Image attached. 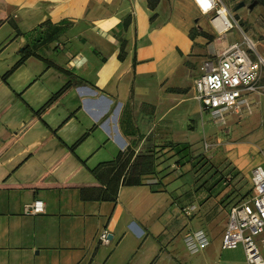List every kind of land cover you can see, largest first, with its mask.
Listing matches in <instances>:
<instances>
[{
    "label": "crops",
    "instance_id": "1",
    "mask_svg": "<svg viewBox=\"0 0 264 264\" xmlns=\"http://www.w3.org/2000/svg\"><path fill=\"white\" fill-rule=\"evenodd\" d=\"M168 2L152 12L148 0H0V264H173L166 182L98 177L132 149L128 105L155 107L144 99L154 78L192 48L177 24H159ZM36 201L44 214L28 215Z\"/></svg>",
    "mask_w": 264,
    "mask_h": 264
},
{
    "label": "rangeland",
    "instance_id": "2",
    "mask_svg": "<svg viewBox=\"0 0 264 264\" xmlns=\"http://www.w3.org/2000/svg\"><path fill=\"white\" fill-rule=\"evenodd\" d=\"M168 1L159 24L167 20L177 24L185 36L189 34L192 48L187 53L176 49L173 72L158 87L154 78L149 97L144 99L155 107L128 105L126 120L135 133L131 151H138L135 163L139 166L146 164L145 156L153 159L156 173L148 182L162 179L166 182L163 188L167 184L175 199L173 236L164 250L169 261L242 264L243 248L223 250L222 240L231 209L250 194L253 170L264 167V67L250 107L225 122L202 112L194 88L203 62L213 52H223L248 38L264 58V0H221L234 24L221 37L209 17L192 8L191 1ZM68 28L64 26L58 36ZM147 43L148 39L143 40L142 45ZM193 204L199 210L189 217L186 210ZM198 232L205 234L209 245L192 254L187 238Z\"/></svg>",
    "mask_w": 264,
    "mask_h": 264
},
{
    "label": "built area",
    "instance_id": "3",
    "mask_svg": "<svg viewBox=\"0 0 264 264\" xmlns=\"http://www.w3.org/2000/svg\"><path fill=\"white\" fill-rule=\"evenodd\" d=\"M203 17H209L210 25L218 36L234 29L228 13L223 17L221 0H191ZM211 59L203 62L201 75L196 79L195 97L202 112L210 113L216 122H225L229 116H239L250 107V98L259 92V82L264 58L257 53V46L248 38L234 43L223 52H213ZM252 188L247 199L234 206L222 240L223 250L242 247L245 260L242 264H264V167L252 172ZM197 205L189 206L186 215L198 211ZM43 201H36L27 214H44ZM110 232L99 235L103 246L110 244ZM191 253L207 248L209 241L203 232L187 238ZM222 264V263H221Z\"/></svg>",
    "mask_w": 264,
    "mask_h": 264
},
{
    "label": "trees",
    "instance_id": "4",
    "mask_svg": "<svg viewBox=\"0 0 264 264\" xmlns=\"http://www.w3.org/2000/svg\"><path fill=\"white\" fill-rule=\"evenodd\" d=\"M158 5V0H148V8L149 10H151L152 12H154L156 10V7ZM156 18V15H154L151 19V21H153ZM65 24H62L61 26H57V27H52V31L51 34L49 35V39L53 40L56 39V37H58V34L61 33L62 28L64 27ZM27 59V56H24L22 58V60L6 75V77L10 76L18 67H20L25 60ZM62 71V70H61ZM5 77V78H6ZM70 84H68L57 96L56 98H59L60 96H62L70 87ZM54 98V99H56ZM134 158V152H132L131 150H128L126 153H122L119 155L117 161L115 163L109 164L107 166V169L100 173L98 175L99 176H104L105 174H107L108 172H114L117 169V173L114 177V180L116 182L120 181V179L122 178V175L124 174L125 171H127V174L129 175V178H125L124 180V184L127 186L130 185H141L142 184V177H151L155 175V166H154V162L153 159L150 156H145V162L146 164L143 166H134L131 167V161ZM144 181H149V179H146ZM149 183V182H148ZM150 186L154 187L157 184H150ZM104 199L107 201H112L115 202L116 201V194H109V195H104ZM194 205V204H193ZM192 206V205H191ZM198 206V205H197Z\"/></svg>",
    "mask_w": 264,
    "mask_h": 264
},
{
    "label": "bare ground",
    "instance_id": "5",
    "mask_svg": "<svg viewBox=\"0 0 264 264\" xmlns=\"http://www.w3.org/2000/svg\"><path fill=\"white\" fill-rule=\"evenodd\" d=\"M227 10L225 9V7H223V11H222V14H223V17H224V19L226 20V21H228L227 20V18H226V15H227ZM209 244H207V246H208ZM196 252L194 251L192 254H195Z\"/></svg>",
    "mask_w": 264,
    "mask_h": 264
},
{
    "label": "water",
    "instance_id": "6",
    "mask_svg": "<svg viewBox=\"0 0 264 264\" xmlns=\"http://www.w3.org/2000/svg\"><path fill=\"white\" fill-rule=\"evenodd\" d=\"M253 8H254V5L251 6V9H253Z\"/></svg>",
    "mask_w": 264,
    "mask_h": 264
}]
</instances>
